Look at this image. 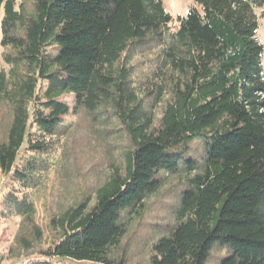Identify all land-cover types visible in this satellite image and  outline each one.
<instances>
[{"label": "trees", "instance_id": "trees-1", "mask_svg": "<svg viewBox=\"0 0 264 264\" xmlns=\"http://www.w3.org/2000/svg\"><path fill=\"white\" fill-rule=\"evenodd\" d=\"M16 1L0 0L1 45L13 52L0 71V105L12 115L0 142V222L25 220L40 238L32 192L55 163L49 157L68 115L102 110L131 144L122 166L108 163L90 211L85 198L50 217V232L65 239L30 264H113L125 235L120 214L140 218L154 177L182 165L190 190L150 264H205L215 244L229 249L219 264H264V74L255 13L264 16V0H192L175 31L161 0H33L29 17ZM150 47L157 59L140 81L132 61ZM196 140L204 145L201 166L184 160Z\"/></svg>", "mask_w": 264, "mask_h": 264}, {"label": "rangeland", "instance_id": "rangeland-1", "mask_svg": "<svg viewBox=\"0 0 264 264\" xmlns=\"http://www.w3.org/2000/svg\"><path fill=\"white\" fill-rule=\"evenodd\" d=\"M163 9L170 14V28L175 31L177 17H184L191 7L192 0H161ZM22 6L25 17L34 11L33 0H17L16 7ZM258 42L263 47L261 67L264 74V16L257 8ZM0 13V71L9 68L4 62V55H13L12 50L1 45ZM15 35L24 37L23 30ZM157 59L153 47L145 50L141 56L135 57V77L140 81L151 75V68ZM70 106L72 100L66 99ZM149 100L146 101V106ZM161 106L153 112L156 117ZM12 120L11 110L4 103L0 105V142L5 141ZM56 148L49 157L55 163L48 167L43 177L37 181L32 192L34 228L39 231L40 238L35 240L33 228L25 220L10 218L0 222V264H30L47 260L51 250L64 241L65 235H54L48 228L53 214L60 215L68 208L80 204L89 198L86 211L95 205V191L106 181L107 165L114 163L123 165V152L130 148V141L123 127L114 116L102 110L95 114H87L79 110L67 116L66 121L56 135ZM184 160H191L201 166L204 161V145L196 140L189 145ZM156 191L145 195L142 203L145 210L140 218H136L134 210L120 214L119 223L123 225L125 235L115 251L111 252L113 264H150L153 245L162 237H166L174 226L173 214L181 199L189 192L188 178L185 170L173 173L160 172L155 177ZM6 180L0 176V192ZM25 240L31 248L26 250L22 243ZM229 249L225 245L215 244L205 264H219L227 257Z\"/></svg>", "mask_w": 264, "mask_h": 264}]
</instances>
